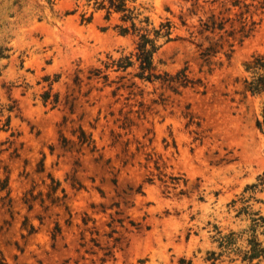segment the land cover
Segmentation results:
<instances>
[{
	"label": "rangeland",
	"instance_id": "rangeland-1",
	"mask_svg": "<svg viewBox=\"0 0 264 264\" xmlns=\"http://www.w3.org/2000/svg\"><path fill=\"white\" fill-rule=\"evenodd\" d=\"M235 1L137 0L173 23L155 63L183 84L97 76L135 44L88 0H0V261L211 264V224L237 228L228 204L264 181V95L245 83L264 0Z\"/></svg>",
	"mask_w": 264,
	"mask_h": 264
},
{
	"label": "trees",
	"instance_id": "trees-1",
	"mask_svg": "<svg viewBox=\"0 0 264 264\" xmlns=\"http://www.w3.org/2000/svg\"><path fill=\"white\" fill-rule=\"evenodd\" d=\"M236 0L235 3H237ZM95 10H104L105 19L110 20L112 15H118V23L114 26L122 36H130L134 39L133 52L114 57L107 55V59L101 61L103 67L96 68L95 74L106 79L108 70L126 71L130 67L137 69L136 76L145 81H182L183 84L190 82L181 72L170 75L167 72L157 71L155 55L160 48L173 39V23L163 20L158 25L154 23L150 15L146 14L137 4V0H88ZM85 15V14H84ZM83 15V20H84ZM92 17L86 18L90 21ZM205 30H222L223 22L212 20L204 22ZM211 48L205 49L204 55H209ZM0 56L1 53H0ZM251 74L245 80L246 86L254 95H264V58L256 60L247 66ZM57 97L50 99L47 92L43 95L45 103H57ZM258 124H260L258 122ZM259 182L248 184L243 191L228 204L229 211H233L234 222L237 228H222L218 224H211L208 229V238L212 248L206 252L205 260L211 264H221L225 261L232 263L246 262L259 264L264 261V213L262 211L263 199L257 195L262 191L263 178ZM5 188V187H4ZM0 264H6L3 260ZM180 264H194L191 259L182 258Z\"/></svg>",
	"mask_w": 264,
	"mask_h": 264
}]
</instances>
